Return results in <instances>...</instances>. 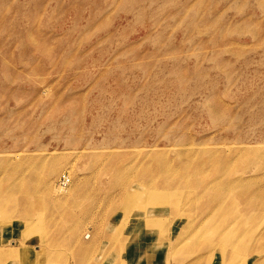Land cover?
Returning <instances> with one entry per match:
<instances>
[{
	"label": "rangeland",
	"instance_id": "374dc122",
	"mask_svg": "<svg viewBox=\"0 0 264 264\" xmlns=\"http://www.w3.org/2000/svg\"><path fill=\"white\" fill-rule=\"evenodd\" d=\"M187 149L226 157V167L222 160L214 167L240 164L245 178L264 177V0H0V189L23 177L41 201L85 177L105 194L109 167L123 162L136 172L132 189L142 186L130 212H110L119 200L97 206L92 191L89 201L76 197L81 232H100L99 245L80 254L83 264L113 256L121 264H180L194 253L193 236L175 248L180 207L156 196L148 203L159 173L132 168L151 151L180 165ZM20 205L18 198L6 205L3 249L19 246L25 222L34 227L33 253L40 241L63 238V230L53 234L63 227L59 206ZM193 211L199 223L209 213ZM196 221L187 233L211 227ZM257 238L264 242V223ZM50 249L38 264H76L64 241ZM255 249L246 264H264Z\"/></svg>",
	"mask_w": 264,
	"mask_h": 264
},
{
	"label": "bare ground",
	"instance_id": "6f19581e",
	"mask_svg": "<svg viewBox=\"0 0 264 264\" xmlns=\"http://www.w3.org/2000/svg\"><path fill=\"white\" fill-rule=\"evenodd\" d=\"M189 150L187 149L185 152L187 154H184L187 158L184 160L180 158L182 162L180 165L174 166L170 161L164 159L161 154H156L157 152L151 151L141 163H137L132 167L133 169H135V167L137 169L140 168L142 173H159L150 181L154 182L151 191H145L147 192L146 198L149 201L148 203H150V199L156 196V198L164 199L162 202L171 203L180 207V214L174 224H180V222H183V225L180 227L179 233L176 234L175 243L177 244L175 245V248L179 245L182 246L187 238L193 236L190 238L192 240L191 242H186L192 244L191 248L194 249L191 251V253L193 251L194 253L181 260L182 262H180V264H189L188 262H184L186 259H189L190 262L193 261L194 263L201 258H204L205 264H213L215 261H218L219 264H246V258H250L258 253L255 247H258L259 250L264 252V242H259L257 238V231L260 230V227L264 223H262L264 209L261 211L258 210L259 204L264 202V177L245 178L240 164H237V166H231L229 164L230 161L228 162L229 168H226L227 171L222 168L214 167L210 163L215 160H222L219 162H222L223 167H226L225 164L227 161L223 159L226 157L215 159L216 155L213 153H195V151H192L193 149ZM248 156L249 155L246 154L245 158ZM208 164L211 169L207 167ZM40 166L43 167L44 165L41 164ZM177 171L183 173L182 178H180L181 181L178 179V175L175 177V172ZM215 172H218L219 174H215ZM108 173L111 180L109 186H107V189L104 191L105 194H101L103 189L99 190L97 188L96 190L93 185L90 184L91 178L85 179V177L83 179L75 178L73 183H70V186L63 189L59 188L60 190H54L41 201H36L30 197L33 190H28L26 183L27 181L32 180L20 177L14 181V185H10L9 188L2 187L0 189L1 222L5 223L3 218L6 211V205L9 201H17V198L18 200H21V205L18 210H26L33 208V206L35 209L52 203L60 207L62 211L60 216L63 217V227L55 228L53 234L56 236L63 230V238L60 240L55 239V241L50 242L49 245L46 241L42 240L39 243H41L43 247L33 253L31 251L30 243L35 238L32 234L34 227L30 228L28 222H25V225H22L19 221L21 227L23 226L25 229L29 227L28 232L26 231L25 233L24 230L23 234H21V231L17 232L19 246H6L3 249L5 243L10 242L8 237L10 231H8V229H11V227L7 226V223H5L6 225L0 230V238L6 241H0L1 264H38L42 255L48 254L50 257L52 255L50 248L57 244L63 246V241L67 246V249H72L75 263L83 264L80 259V254H89L95 244L99 245V240L97 238L99 237L100 232L93 235L89 232H81V227L78 226L80 225L79 220L81 219L74 218V215L77 214L75 209L79 207V205L74 202L76 197L79 198V201L84 200L88 197L89 191H92L93 198L98 201L97 206L101 204L103 199L109 202L119 200V205H110V212L114 213L116 209L128 210L130 212L132 206L134 207L136 205L137 201H134L139 197V193L142 190V186L138 191L132 189L134 187L131 183H133L136 172L135 170L130 169L127 162L112 164L109 167ZM160 176L165 178L164 183L162 184L156 183L160 179ZM159 192H162L163 194H160ZM207 198L209 199L206 200ZM87 199L88 201L90 200L89 198ZM87 207L89 208L91 205L87 203L83 206V208ZM194 207L200 208V211L209 210V213L205 214L206 216L204 215L205 212L201 214L205 216L203 218L205 221L200 223L196 221L197 219L196 216H194L195 213L193 211L195 209ZM110 212H108V214ZM102 213L103 212H101V214ZM218 213L224 215L222 216L223 219L225 218L222 220L223 222L221 221L223 225L219 230H217V226L220 222L218 221V224L216 221V215ZM209 217L212 218L210 220L212 222H209ZM183 219H186L187 221H182ZM195 221L198 223L197 225L205 224L206 226L211 227L208 231L206 230L207 232L204 234L197 233L200 226H198L195 233H187V230L195 224ZM241 222L248 226H245V228L243 227L244 229H242L241 226H243V224H241ZM116 230L118 233L123 232L120 227L116 228ZM11 232H13V230H11ZM169 233L170 232H168V234ZM116 237L118 238V236ZM90 238L91 240H86ZM118 241L119 239L115 240L116 247ZM122 246L119 247L118 245V254L122 250H125ZM127 246L128 245L126 244V247ZM173 250L174 249H171V252H173ZM110 258L109 264H117L118 262V264H121V261L117 260L118 256ZM261 262L255 261V263H253L260 264Z\"/></svg>",
	"mask_w": 264,
	"mask_h": 264
},
{
	"label": "built area",
	"instance_id": "2783aa9c",
	"mask_svg": "<svg viewBox=\"0 0 264 264\" xmlns=\"http://www.w3.org/2000/svg\"><path fill=\"white\" fill-rule=\"evenodd\" d=\"M65 180V179H64ZM64 180H63V183H64Z\"/></svg>",
	"mask_w": 264,
	"mask_h": 264
}]
</instances>
